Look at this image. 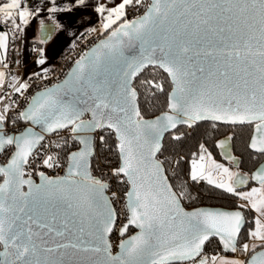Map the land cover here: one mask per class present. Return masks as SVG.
<instances>
[{
    "label": "snow or ice",
    "instance_id": "1",
    "mask_svg": "<svg viewBox=\"0 0 264 264\" xmlns=\"http://www.w3.org/2000/svg\"><path fill=\"white\" fill-rule=\"evenodd\" d=\"M0 157V264H264V0H0Z\"/></svg>",
    "mask_w": 264,
    "mask_h": 264
},
{
    "label": "crops",
    "instance_id": "2",
    "mask_svg": "<svg viewBox=\"0 0 264 264\" xmlns=\"http://www.w3.org/2000/svg\"><path fill=\"white\" fill-rule=\"evenodd\" d=\"M34 4H38L40 0H33ZM83 14L86 17V22L76 32V36L71 35L69 32L56 31L52 33V38L44 45H41L37 36H41L40 18H36L32 21L31 25L27 28L26 34L17 42L18 51L12 56V59L19 61V63L11 64L13 72L22 77L30 76L31 73L39 72L41 65H38L35 61L37 59V53L34 48L43 46L45 47V55L48 57L46 64L43 67H49L54 64L57 57L68 47V45L76 39L84 31L89 24H95L97 17L88 9L83 13H74L73 18L79 19ZM42 18L47 25H52L54 22L48 17L47 13H42ZM57 19L62 22H66L69 17L67 15H58ZM75 31V29H73Z\"/></svg>",
    "mask_w": 264,
    "mask_h": 264
},
{
    "label": "built area",
    "instance_id": "3",
    "mask_svg": "<svg viewBox=\"0 0 264 264\" xmlns=\"http://www.w3.org/2000/svg\"><path fill=\"white\" fill-rule=\"evenodd\" d=\"M73 42V41H72ZM72 42L68 45V47L57 57L56 61L54 62V64L52 66H50L51 72H50V79L47 82H39L36 81V83L39 84V87H43L45 86L46 83H52L55 82V78H63V73H65L67 71V69L71 66L68 57L74 56L75 52L71 50V45ZM83 50V45H81L76 51H82ZM54 74V76H53ZM29 76L25 77L28 78ZM32 80H35V78L33 77ZM31 82V81H30ZM38 90V89H33V91ZM0 161L4 162L3 158L0 157ZM49 174H55L52 173L51 170H49ZM38 178V177H37ZM114 239V243H115V237ZM115 250V249H114Z\"/></svg>",
    "mask_w": 264,
    "mask_h": 264
},
{
    "label": "trees",
    "instance_id": "4",
    "mask_svg": "<svg viewBox=\"0 0 264 264\" xmlns=\"http://www.w3.org/2000/svg\"><path fill=\"white\" fill-rule=\"evenodd\" d=\"M167 139V137H166ZM209 143H211V140H208ZM195 143L196 140L195 138H191L189 139V141L186 143V145L184 146V151H188L189 149L191 150H195ZM219 156V155H217ZM203 203L207 204V205H214V206H227L230 201L223 199V200H218V199H211V198H206Z\"/></svg>",
    "mask_w": 264,
    "mask_h": 264
},
{
    "label": "rangeland",
    "instance_id": "5",
    "mask_svg": "<svg viewBox=\"0 0 264 264\" xmlns=\"http://www.w3.org/2000/svg\"><path fill=\"white\" fill-rule=\"evenodd\" d=\"M217 159H221L222 160V158L220 156H217ZM222 162H223V160H222Z\"/></svg>",
    "mask_w": 264,
    "mask_h": 264
},
{
    "label": "water",
    "instance_id": "6",
    "mask_svg": "<svg viewBox=\"0 0 264 264\" xmlns=\"http://www.w3.org/2000/svg\"><path fill=\"white\" fill-rule=\"evenodd\" d=\"M0 163H2L1 161H0ZM37 181H38V178H37ZM214 206V205H213ZM115 250H118V249H115Z\"/></svg>",
    "mask_w": 264,
    "mask_h": 264
}]
</instances>
